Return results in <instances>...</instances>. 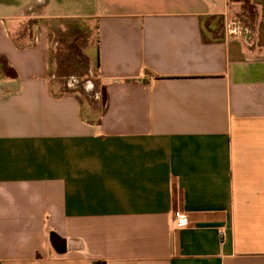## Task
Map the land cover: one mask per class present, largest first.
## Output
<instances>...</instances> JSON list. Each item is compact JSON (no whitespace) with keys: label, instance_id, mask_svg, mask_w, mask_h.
<instances>
[{"label":"crops","instance_id":"crops-1","mask_svg":"<svg viewBox=\"0 0 264 264\" xmlns=\"http://www.w3.org/2000/svg\"><path fill=\"white\" fill-rule=\"evenodd\" d=\"M248 1L251 25L235 0H0L16 73L0 71V264H264V0ZM72 22L97 74L84 95L54 70Z\"/></svg>","mask_w":264,"mask_h":264},{"label":"trees","instance_id":"trees-1","mask_svg":"<svg viewBox=\"0 0 264 264\" xmlns=\"http://www.w3.org/2000/svg\"><path fill=\"white\" fill-rule=\"evenodd\" d=\"M241 1L245 6L249 5L248 0H235ZM251 16L254 15V7L251 6L250 8ZM86 30V31H85ZM86 32V33H85ZM86 34L88 35V29L80 28L79 25L75 22H72L67 26V31L63 34L64 39H62L63 44L67 42L65 45V54L64 59L61 61H67V58L71 57L70 59L74 60L75 63H80V68L83 69L84 72L88 71V57L82 55L80 46L83 44L82 40L84 37V41H86ZM53 60V56L51 58ZM97 66H99V52H97ZM0 71L8 76L15 77L16 73L15 70L8 65L7 60L4 57H0ZM102 103H104L107 98H101ZM50 242L53 248L58 253H64L66 250V243L65 239L59 236L55 232L50 233ZM92 264H106L104 261H94Z\"/></svg>","mask_w":264,"mask_h":264},{"label":"rangeland","instance_id":"rangeland-1","mask_svg":"<svg viewBox=\"0 0 264 264\" xmlns=\"http://www.w3.org/2000/svg\"><path fill=\"white\" fill-rule=\"evenodd\" d=\"M251 6L254 7V3L249 2V5H246V6L243 4L244 11L242 14L239 15L241 16V19L245 20V22L249 25H251L253 22V16H251L250 9H249ZM94 54L95 52L93 51V56ZM59 56L55 60L57 63H56V66H54L55 67L54 70H55L56 75H58V79L64 82V85L67 90H74V91H77L78 94L84 95L86 92L85 89L87 88L88 83H91L93 86V81L97 79L95 68H93L91 72L89 71L84 72L83 69L80 68V63H75L74 60L70 59L71 57L67 58V61L62 62L63 60L60 59L61 57ZM94 58H96V55L94 56ZM72 77H75L77 79V82L75 83V85L73 83L71 84L69 83L70 78ZM81 99L83 100L85 104L87 100L92 102L93 100L97 98H81ZM101 103H102V100H101Z\"/></svg>","mask_w":264,"mask_h":264},{"label":"built area","instance_id":"built-area-1","mask_svg":"<svg viewBox=\"0 0 264 264\" xmlns=\"http://www.w3.org/2000/svg\"><path fill=\"white\" fill-rule=\"evenodd\" d=\"M76 82H77V79L75 77L70 78V81H69L70 84L73 83L75 85ZM91 85H92L91 83H88L87 87ZM173 223L175 227L178 229L187 228L189 226V217L183 211L175 210Z\"/></svg>","mask_w":264,"mask_h":264}]
</instances>
